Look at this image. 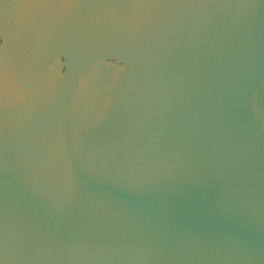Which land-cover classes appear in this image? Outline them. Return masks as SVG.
<instances>
[{
	"label": "water",
	"instance_id": "95a60500",
	"mask_svg": "<svg viewBox=\"0 0 264 264\" xmlns=\"http://www.w3.org/2000/svg\"><path fill=\"white\" fill-rule=\"evenodd\" d=\"M0 264H264V0H0Z\"/></svg>",
	"mask_w": 264,
	"mask_h": 264
}]
</instances>
